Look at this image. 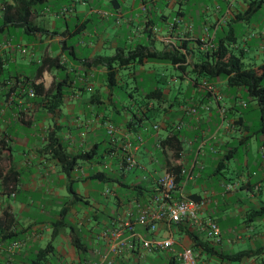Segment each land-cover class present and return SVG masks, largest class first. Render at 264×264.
<instances>
[{"label":"crops","instance_id":"crops-1","mask_svg":"<svg viewBox=\"0 0 264 264\" xmlns=\"http://www.w3.org/2000/svg\"><path fill=\"white\" fill-rule=\"evenodd\" d=\"M204 1L37 0L26 15L22 0H0V217L5 212L10 214L8 226L0 224V264H51L50 257L56 258L58 264L97 260L105 249L101 231L124 218L135 221V205L147 203L168 161L181 164L179 190L204 202L201 214L217 221L220 235L223 222L218 209L229 208V198L235 197L230 214L246 216L243 225L248 231L237 238L250 241V247L226 253L264 246V232L256 231L254 225L259 217L264 219V214L254 217L250 213L264 204L263 136L251 130L259 121L257 103L251 116L247 101L241 100L242 92L246 93L241 87H232L233 93H223L222 88L229 87L226 79L215 78L208 80L214 86L213 93L204 92L177 65L173 67L181 71V76L170 74L166 79L158 67L167 63L154 61L117 67V75L126 72L129 78H116V82L124 81L127 87L133 83L137 93L134 96L128 92V98H121L108 81V65L99 59L112 56L119 48L127 52L137 44L156 49L168 44L186 48L189 59L194 60L202 57L210 45L224 41L233 52L241 54L243 61L261 60L258 64L253 62V67L264 63V0L255 10L253 0H212L210 6ZM9 69L11 72L4 76ZM141 74L154 75L151 89L141 87ZM178 77L197 87V96L189 102L177 96L169 100ZM32 81L42 83L48 94L30 98L27 91ZM155 88L163 91L160 97L148 95ZM57 92L61 96L58 93L52 97ZM124 100L137 106L138 114L119 125L113 116L117 102ZM120 106L126 109L125 105ZM191 107L197 113H189ZM161 110L162 123L156 120ZM173 111L178 113L175 120L170 119ZM151 117L154 121L150 126L144 125L145 118ZM161 124L163 135L158 131ZM49 133H54L70 154L89 152L77 160L70 174L73 189L75 181L82 183L74 189L79 199L70 192L60 164L45 148ZM174 133L180 142L179 150H163L160 139ZM252 137H256L253 148ZM229 138L236 140L234 146ZM127 142L135 147L137 165L131 170L120 167ZM252 149L257 156L253 161L248 156ZM156 151L161 157L156 156ZM222 151L227 152L222 156ZM238 151L245 166H234L232 170L240 179L223 176L217 183L198 181L208 160L211 169L224 172L230 166H226L228 162L223 157L230 160ZM98 165L116 166V177L110 179L98 170L96 173L101 174L91 175L88 168ZM238 167L242 174L235 171ZM92 178L115 182V186L102 192L105 203L113 204L107 213L90 203L87 185ZM131 189L134 194L128 193ZM78 201L83 204L79 211L74 208ZM64 206H69L68 211L63 212ZM67 215L76 226L69 225L55 246L53 240L61 227L68 226ZM136 229L144 232L139 225ZM71 231L83 244L80 250L70 241ZM190 231L208 239L205 232L186 222L174 227L175 236L183 244L193 246ZM166 234L167 227L160 223L157 235ZM221 239L218 243L208 241L218 248ZM255 242L258 244L254 246ZM49 244L53 246L51 251L38 258L39 250ZM155 252L161 257V264L171 254L164 250ZM132 257L121 260L127 264ZM199 262L264 264V254L230 263L201 254Z\"/></svg>","mask_w":264,"mask_h":264},{"label":"trees","instance_id":"trees-1","mask_svg":"<svg viewBox=\"0 0 264 264\" xmlns=\"http://www.w3.org/2000/svg\"><path fill=\"white\" fill-rule=\"evenodd\" d=\"M35 1L37 0H22V2L26 5L24 9V13L26 15L29 14L30 7ZM261 2L262 0H253L252 3L256 5L255 8L252 7L254 8L253 10H255L257 5ZM99 59H102V61L108 65L107 77L109 83L113 85L116 83L117 67L127 66L132 62L144 63L146 61L168 63L172 66L177 65L187 75H189V73L194 75L191 77L194 84L200 82L204 78L206 80L225 78L229 87H241L245 90L247 96L257 103L259 121L256 132L263 136L262 145L264 147V63L255 67L246 66L242 60L241 54L233 52L228 42L218 41L217 43H214L205 52H203L202 57L194 60L189 59L186 48L185 50H181L174 45L172 46L168 44L162 49H156L154 46H148L145 44H137L130 48L127 52H124L122 48H119L112 56L104 58L100 57ZM112 64H115V66ZM29 85L33 87L35 96L48 94V90H44L43 85L40 82L35 83L32 81ZM58 93L59 96H61V93L57 92L52 97H56ZM162 94L163 91L160 88H155L148 92L150 97L155 95L160 97ZM159 142L160 147L163 150L164 147H170L177 152L180 148V142L176 133L160 139ZM45 148L47 152H49L51 156L60 164L62 172L67 177L70 192L75 195V199H79V197L75 194V190L71 187L72 180L70 179V174L75 167L77 160L85 158L89 152L78 154L68 153L54 133H49L47 135V144ZM180 166L181 164H173L169 161L166 164V170L171 171L174 174L175 182L177 184L181 172ZM99 174L101 173L97 172L94 175ZM5 178L8 181L10 175L7 174ZM68 207L69 206H64L62 208L63 212L68 211ZM250 213L251 216L254 217L263 215L264 204ZM8 222H10V214L5 212L4 216L0 217V224L3 223L4 227H7ZM188 235L193 242L192 247L198 256L203 254L207 258L214 257L219 261L230 263L232 261L241 260L242 258L264 254V246H260L259 248L253 250H242L232 254L223 253L219 252L215 245L208 241V239L200 238V236L194 231H190ZM70 241L73 246L79 250L83 246L78 237L72 231L70 232ZM52 247V244H49L44 249L39 250L38 258L51 251ZM38 258H36L35 261H37ZM116 264H123V262L119 259ZM165 264H179V261L176 256L171 253L169 259L165 261ZM199 264L201 263L199 262Z\"/></svg>","mask_w":264,"mask_h":264},{"label":"built area","instance_id":"built-area-1","mask_svg":"<svg viewBox=\"0 0 264 264\" xmlns=\"http://www.w3.org/2000/svg\"><path fill=\"white\" fill-rule=\"evenodd\" d=\"M196 85L199 90L213 93L214 86L206 79ZM27 94L30 98L35 96V91L30 85ZM188 112L195 114L197 109L191 107ZM221 112H224V109ZM123 149L125 152L120 167L123 170H131L137 165L134 158L135 147L127 142ZM203 204V201L195 200L179 190L174 174L165 170L163 175L156 179L155 192L149 196L147 203L135 205L137 210L135 221L124 218L115 222L113 226L104 228L100 234L105 247L103 253L99 254L97 260H90L85 264H116L117 260L128 255L134 257L138 254L160 250L170 251L180 264H199V256L192 245L183 244L175 236L174 227L186 222L189 226L205 232L206 238L213 243H218L220 228L213 217L201 214ZM160 223L167 227L165 236L157 235ZM136 225L141 226L144 232L138 231ZM238 264L245 263L239 262Z\"/></svg>","mask_w":264,"mask_h":264},{"label":"rangeland","instance_id":"rangeland-1","mask_svg":"<svg viewBox=\"0 0 264 264\" xmlns=\"http://www.w3.org/2000/svg\"><path fill=\"white\" fill-rule=\"evenodd\" d=\"M221 0H218V3H220ZM213 2L212 0H205L204 4L206 5H211ZM261 60H257V59H250V58H245L244 60V64L246 66H253L255 64H258ZM253 62L255 64H253ZM166 68V69H165ZM11 69H9L8 71L4 72V76H7ZM158 71L160 74H164V77H166V79L169 78V75H177V76H181V71L178 69H175L171 64H162L159 65L158 67ZM189 77H193L194 75L192 73H189ZM154 75H149V74H141L139 76V78H141V82L140 85L144 90H149L152 88V85L154 84V80H153ZM160 76L158 75V78ZM162 77V76H161ZM116 78L118 80H127L129 77L127 76L126 72H122L120 75H117ZM179 78V77H178ZM201 79V78H200ZM128 81V80H127ZM159 85L161 87H163V84L161 82H158ZM177 87H173L172 91L170 92V101H172L174 96H177L179 99H184L186 101L189 102V100L191 101L195 96H197V94L195 93L197 91V87L196 85L190 83L187 79H183L181 80L179 78L178 83L176 84ZM134 84L133 83H129V86L127 87L126 84L124 83V81H117L114 84V93L115 95L123 98V97H127L128 98V92L137 95V93L135 92V88H134ZM233 93V88L232 87H224L222 88V92L223 93H228V92ZM241 100H246L250 110H249V115H253L255 113V105L256 102L252 99H248V96L246 93L242 92V98ZM123 104L126 106V109H123L120 105ZM131 109V112H129ZM257 113V110H256ZM134 114H138L137 111V106L132 107L130 106V101H118L117 102V106H116V110L113 116V120L115 121V123H118L119 125H122L126 120H132L134 119ZM178 114L175 111L172 112L170 119L171 120H175V115ZM258 116V114H257ZM164 119V112L161 110L159 112L158 117L156 118L157 121H160V123H162ZM154 120L151 118H145L144 120V125L146 126H150V124L153 122ZM162 126H160V128L158 129V131L163 135L165 134V129H164V125L161 124ZM258 128V123H256V126H253V128L251 129L253 132L257 133L256 130ZM231 146H234L236 144V140L229 138ZM256 141V137H252L251 138V144H252V148H253V144ZM227 151H222V156L224 154H226ZM156 156L161 157L159 151H156ZM248 156H249V160L253 161V159H255V157H257L253 151V149L251 151L248 152ZM191 159V158H190ZM243 158H242V154L241 151H238L234 157L230 158V160L226 159V157H223V161H227V165L226 166H230L229 170L226 171H221L220 173L218 171H214L213 169H211L209 166H212L211 162L208 160L205 163V166H207L203 171H201L200 176L201 178L198 180L199 182H208V181H212L217 183L218 179H222L223 176H226L228 178H232V179H240L238 177L235 176V172L234 170H232L234 168V166H245L243 163ZM191 161V160H190ZM96 170L98 171H102L104 173V175L108 178H114L117 175V169L116 166H92L91 169L88 168V172L91 175H94L96 173ZM237 173L242 174L243 170L241 168H237L235 170ZM246 170H244L245 172ZM78 185H82L81 181H75V184L73 185L74 189L77 188ZM88 189H90L91 191V196H90V203L91 205H94L95 207L99 208L100 212L103 213H107L110 209V207L113 205L112 203L107 204L105 203V197L102 196V192L106 191V188H110L115 186V182L109 179H99V178H92L88 181ZM135 190L131 189L128 191L129 194H134ZM68 192V191H67ZM228 203H231L230 207L227 208L226 210H222V207L218 212V216L222 217V222H223V226H222V233L220 235L221 239V243L218 246V250L219 252H223L226 253L228 251L233 252L235 250L238 249H244V248H248L250 247V241H246V239H239L237 238L238 235H242V237H244V235L246 233H248V231L244 230V219L246 218V216H242L237 214L238 216H231L230 214V209L231 206H234L233 203H235V197H230L228 200ZM82 202L78 201L74 204V208L75 210L79 211L81 206H82ZM224 211H226L224 213ZM100 215V214H99ZM225 216H231L230 219H225ZM65 222L67 223L68 226L65 227H61L60 233L57 237L54 238L53 240V244L56 246L58 244H60V238H61V234L62 232H66L69 230L70 226L69 225H73L76 226L75 224V220L71 221L69 219V215H67ZM255 229L256 231H260V232H264V219H262L261 217H259L256 221H255ZM99 229V228H98ZM258 242H255L254 246L257 245ZM153 260L156 261L155 264H161L162 263V259L161 257H158L156 252H146V253H142V254H138L134 257H132L130 259V261L127 264H152ZM49 261L51 264H58V261L56 260V258L50 257ZM180 264V263H179Z\"/></svg>","mask_w":264,"mask_h":264}]
</instances>
